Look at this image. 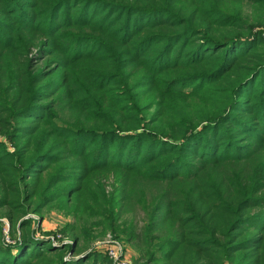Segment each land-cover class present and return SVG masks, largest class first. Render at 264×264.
<instances>
[{
    "label": "trees",
    "instance_id": "obj_1",
    "mask_svg": "<svg viewBox=\"0 0 264 264\" xmlns=\"http://www.w3.org/2000/svg\"><path fill=\"white\" fill-rule=\"evenodd\" d=\"M2 210L0 264H113L89 217L137 264H264V0H0Z\"/></svg>",
    "mask_w": 264,
    "mask_h": 264
},
{
    "label": "rangeland",
    "instance_id": "obj_2",
    "mask_svg": "<svg viewBox=\"0 0 264 264\" xmlns=\"http://www.w3.org/2000/svg\"><path fill=\"white\" fill-rule=\"evenodd\" d=\"M134 211L125 212L121 219V222L124 224L122 227H131L133 226L134 231L138 234L139 231L144 229L146 224V218L142 211L137 208H133ZM31 219L33 224L31 231L35 232L34 238L49 241L50 238L56 237L57 234L61 233L64 227H66L70 223H75V220L72 216L67 215L65 212L55 209L48 208L42 215V217L38 215H28L23 218V220ZM9 223L8 226L5 223ZM97 218L89 217L81 223V227L88 228L85 232V238L89 239V242H82L80 245L81 252L82 250L86 252H96L101 255L107 256L105 250L106 247L102 245L106 240H108V235L110 234L114 239L119 240L126 247V252L133 260L134 264H137L135 259L138 257V253L135 250L133 243H129L124 238H117L112 233H106L105 235H101V230L96 225ZM5 229L8 231V234L5 233ZM62 235V234H61ZM63 236V235H62ZM9 238L10 241L15 243V240L18 239V235L11 233V224L10 221L6 217V212L2 210L0 212V243H4L6 245H13L14 243L8 244L6 238ZM64 237V236H63ZM66 241L64 245L69 243H73L71 237L66 236Z\"/></svg>",
    "mask_w": 264,
    "mask_h": 264
},
{
    "label": "built area",
    "instance_id": "obj_3",
    "mask_svg": "<svg viewBox=\"0 0 264 264\" xmlns=\"http://www.w3.org/2000/svg\"><path fill=\"white\" fill-rule=\"evenodd\" d=\"M5 225L8 226L9 223L6 222ZM5 233L8 234L6 229ZM107 238L108 240H106L102 245L106 247L105 252L107 257L112 261L113 264H134L133 260L128 255V252H126V247L123 245V243L117 239H114L110 234ZM6 241L8 244L14 243L10 241L8 237L6 238ZM49 241L55 245H61L64 244L66 239L61 234H57L56 237L54 236L50 238Z\"/></svg>",
    "mask_w": 264,
    "mask_h": 264
}]
</instances>
